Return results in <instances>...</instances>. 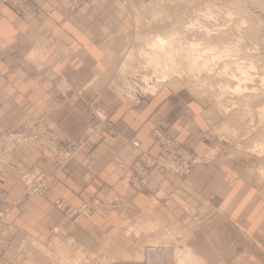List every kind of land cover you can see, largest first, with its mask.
Returning <instances> with one entry per match:
<instances>
[{
    "label": "crops",
    "instance_id": "crops-1",
    "mask_svg": "<svg viewBox=\"0 0 264 264\" xmlns=\"http://www.w3.org/2000/svg\"><path fill=\"white\" fill-rule=\"evenodd\" d=\"M33 2L42 8L37 15L0 2V134L34 119L35 129L79 137L90 117L86 88L101 91L115 134L94 133L84 158L63 161L38 141L0 148V208L8 207L0 264H40L43 250L51 264H143L148 245L163 246L162 264L264 262V203L250 174L237 172L226 154L196 163L182 178L158 173L145 191L129 186L121 166L157 152L149 132L160 120L196 153L206 145L198 106L186 95L162 89L128 105L107 89L103 75L131 36L128 4L92 0L71 11L66 0ZM27 169L51 176L49 187L15 214ZM59 198L74 208L98 206L74 220L55 206Z\"/></svg>",
    "mask_w": 264,
    "mask_h": 264
},
{
    "label": "rangeland",
    "instance_id": "rangeland-1",
    "mask_svg": "<svg viewBox=\"0 0 264 264\" xmlns=\"http://www.w3.org/2000/svg\"><path fill=\"white\" fill-rule=\"evenodd\" d=\"M123 1L128 4L131 16V36L126 40L116 64L103 75L108 86L107 89L122 98L128 105L138 104L142 99L162 89L186 95L192 105L198 106V137L206 145V150L196 153L185 143L179 141L168 132L169 123L166 120H160L151 130L164 124L165 131L171 137L198 154V163L209 161L220 152L226 154L228 159L234 162L237 172L244 171L250 174L260 200L264 203V129L262 130L264 114L255 111L252 102L254 101L255 104L256 98L249 103L246 102V98L243 97L246 94L244 90L221 94L214 84L221 75L220 65L229 61L227 54L222 53L227 48L224 47L226 45L233 44L237 50H244L243 53L237 51V57L242 55L243 60H248L249 55H252L250 58L254 59L255 63H261V61L264 63V0ZM66 2L68 7V0ZM78 8L68 9L75 11ZM205 27L209 28L208 33L204 30ZM220 33L227 35V40L229 38L228 41L231 42L228 44L227 42H213L212 44L211 36ZM160 38L164 39H161L164 42L160 43L166 46L162 47L160 44L154 49L159 52L168 50L169 53L165 55V52H160L161 56L167 58H163L164 63L158 66L149 60L147 53L153 50V41ZM166 41L168 44L165 43ZM191 42L196 43L197 45L194 47L197 48L192 47ZM206 45H213V48L202 53L200 55L202 58L199 56L198 59L199 61L205 59L204 61H208V65L200 70L196 69V66H192L189 62L187 53L191 49L195 52L202 50ZM231 52L232 50H230ZM231 56L234 57V55ZM231 56L229 55V57ZM86 89L85 95L91 97L90 102L86 103L89 107L90 117L79 137L73 138L51 133L49 127L35 129L34 124L37 122L34 119H29L28 123L1 133L0 148L11 151L15 145H27L38 141L60 161L73 157L84 158L88 152V140L94 133L103 132L109 136L115 134L111 111L102 102L101 91L98 88ZM78 94L83 93L80 91ZM99 105L106 109L109 120L112 122L114 134L103 129L90 133L89 127ZM224 106H227L226 110ZM260 115L262 116L260 117ZM20 127L22 130H19ZM78 148L80 149L77 150ZM20 169L23 170L21 166ZM31 172L28 169L22 171L27 175V181L24 193L12 202L15 214L24 208L16 212L18 204L24 202L25 198L32 193V188L38 183L39 176L45 179L49 178L47 182L49 187L51 176L40 173L39 169H34L33 176ZM7 211L8 207L0 208V219ZM41 254L44 261L39 263L51 264L50 255L44 250ZM260 258L259 264H264L263 256Z\"/></svg>",
    "mask_w": 264,
    "mask_h": 264
},
{
    "label": "built area",
    "instance_id": "built-area-1",
    "mask_svg": "<svg viewBox=\"0 0 264 264\" xmlns=\"http://www.w3.org/2000/svg\"><path fill=\"white\" fill-rule=\"evenodd\" d=\"M8 5L19 15H37L41 12V7L32 2V0H0ZM90 0H68V8L74 10L82 4ZM93 120L91 122L90 133L99 130H105L110 134H114L112 122L109 120L108 113L103 106L96 108ZM164 124L154 127L150 136L157 146L158 150L155 154L144 152L137 155L127 166H121L127 177L129 186L134 191H145L146 185L158 173L173 174L177 177L187 175L192 167L198 163V154L192 152L186 145L178 142L168 134ZM130 142L135 146H139V140L132 138ZM83 147V146H80ZM78 148L77 150H79ZM40 179V180H39ZM49 178L38 177V183L33 186L32 193L29 194L24 202L18 204L16 212L20 211L27 200L34 195L43 193L47 188ZM55 206L62 210L64 214L72 219H77L80 215L88 214L91 208L98 206L95 202L90 205L84 204L79 208L70 206L64 199L59 198L55 201ZM165 259V250L161 245H148L143 251V264H162Z\"/></svg>",
    "mask_w": 264,
    "mask_h": 264
},
{
    "label": "bare ground",
    "instance_id": "bare-ground-1",
    "mask_svg": "<svg viewBox=\"0 0 264 264\" xmlns=\"http://www.w3.org/2000/svg\"><path fill=\"white\" fill-rule=\"evenodd\" d=\"M204 30H206L207 33L210 31L208 27H205ZM161 39H163V38H160V39H157V40L153 41V43H152L153 44V50L147 53L149 60L151 62H153L155 65H158V66L160 64H163L164 63L163 62V60H164L163 58H165V59L167 58L165 56H161V54H160L161 50L159 52L156 49H154V47H156V46H158L160 44H161L162 47L166 46V45L163 46L162 43L164 42L163 41L164 39L163 40H161ZM224 39H226V40H224ZM228 40H229V38H228ZM228 40H227V35L225 36L222 33H220V34H218L216 36H211L212 44H213V42H224V43L227 42V44H228V43L231 42V41L229 42ZM160 42H162V43H160ZM167 42L168 41H166L165 43H167ZM232 43H234V42L232 41ZM196 45H197L196 43H192L191 42V46L192 47H194ZM170 46H171V44H170ZM224 47H227V48L224 49ZM224 47H223V49L225 51H223L222 53L227 54V56L229 58L228 59L229 61L228 62L226 61V62H224L223 64L220 65V67H219L220 68L219 69L220 71L219 72L221 73V75H220L219 78H217V80L215 81L214 84L219 89V92L221 94L222 93H226V92H238L241 89L244 90L246 92V94L243 97L246 98V102L249 103L252 99L256 98L255 101H257V102L255 104H254V101L252 102L253 105L255 106V111H257L259 114H264V63H262L261 60H260L261 63H255V61H253L254 59L252 60L250 58V57H252V55H249L248 53H247L249 55L248 60H243V57H241L242 55L240 53L239 54L241 56H238L237 57V51L239 52L241 50H237L233 44L226 45ZM236 47H238V46H236ZM194 48H197V47H194ZM211 48H213V45H206V47L204 49L198 50L197 52H195L194 50L191 49L192 51L190 50V52L187 53V56H188L187 58H189V62L191 63V65L192 66H196V69H199V70L202 67L207 66L208 65V61H204L205 59L203 61H199L198 58H199V56L202 53L207 52L208 50H211ZM218 49H219V47H218ZM248 49H250V48L248 47ZM220 50H222V49H220ZM230 50H232L231 53H230ZM162 52H165L166 53L165 55H167L169 53L168 50H166V51L163 50ZM171 52H172V49H171ZM241 52L243 53L244 50L241 51ZM244 54L246 55V52ZM217 55H219V54H217ZM229 55L230 56L231 55H234V57H232V56L229 57ZM245 55H244V58H245ZM170 56H169V58H170ZM200 58H202V57L200 56ZM223 58H224V55H223ZM214 61L216 62V60H214ZM215 73H216V71H215ZM226 108H227V106H224V109L225 110H226ZM261 116L262 115H260V117ZM259 123H261V122H259ZM263 129L264 128H262V130Z\"/></svg>",
    "mask_w": 264,
    "mask_h": 264
}]
</instances>
